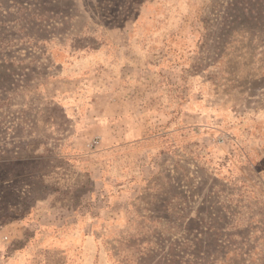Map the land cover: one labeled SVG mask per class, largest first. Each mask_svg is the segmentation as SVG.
I'll list each match as a JSON object with an SVG mask.
<instances>
[{"label": "rangeland", "instance_id": "374dc122", "mask_svg": "<svg viewBox=\"0 0 264 264\" xmlns=\"http://www.w3.org/2000/svg\"><path fill=\"white\" fill-rule=\"evenodd\" d=\"M0 264H264V0H0Z\"/></svg>", "mask_w": 264, "mask_h": 264}, {"label": "crops", "instance_id": "0c3cea01", "mask_svg": "<svg viewBox=\"0 0 264 264\" xmlns=\"http://www.w3.org/2000/svg\"><path fill=\"white\" fill-rule=\"evenodd\" d=\"M87 51H89V52H91V50H87ZM67 67V66H66ZM66 69V68H65ZM72 79V78H71ZM91 100H95V96H92L91 97ZM87 227V226H86Z\"/></svg>", "mask_w": 264, "mask_h": 264}]
</instances>
